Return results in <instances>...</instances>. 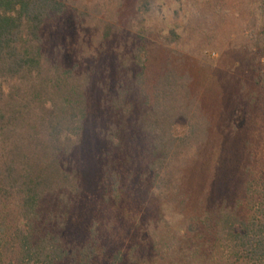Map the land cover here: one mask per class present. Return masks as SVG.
<instances>
[{
  "label": "trees",
  "instance_id": "1",
  "mask_svg": "<svg viewBox=\"0 0 264 264\" xmlns=\"http://www.w3.org/2000/svg\"><path fill=\"white\" fill-rule=\"evenodd\" d=\"M73 3L0 0V264H264V182L253 171L244 168L234 201L226 190L201 214L189 212L182 171L211 128L191 74L167 60L147 89V53L113 18H99L97 5L79 6L77 16L110 44L106 64H124L125 82L96 83L83 62L47 55L41 32ZM91 86L110 117L106 130L95 129L106 146L92 173L72 159Z\"/></svg>",
  "mask_w": 264,
  "mask_h": 264
},
{
  "label": "rangeland",
  "instance_id": "2",
  "mask_svg": "<svg viewBox=\"0 0 264 264\" xmlns=\"http://www.w3.org/2000/svg\"><path fill=\"white\" fill-rule=\"evenodd\" d=\"M81 5H97L102 11L99 18H113L112 24L147 53V89L167 60L193 77L192 91L211 128L198 158L182 171L181 183L192 198L189 212L195 209L201 214L204 204L226 190L234 197L233 188L238 190L244 168L255 173L252 177H258L257 185H263L264 0H122L112 4L109 0H75L64 17L44 26L43 51L65 57L66 65L83 62L85 70L97 73L96 83L116 78L117 82L107 83L114 86L120 80L125 82L128 69L118 60L106 64L112 55L110 44L92 38L93 29L76 13L81 12ZM170 31H174V37L168 35ZM117 36L120 35L114 38ZM80 40L88 45L87 50L78 46ZM136 69L132 66L133 74ZM100 92L91 86L83 142L72 158L82 167L85 164L91 173L96 154L106 146V142L99 141L95 129L103 132L110 122L107 113L99 109ZM184 130L180 123L176 133ZM142 143L138 140L133 151ZM64 163H70L68 158Z\"/></svg>",
  "mask_w": 264,
  "mask_h": 264
}]
</instances>
